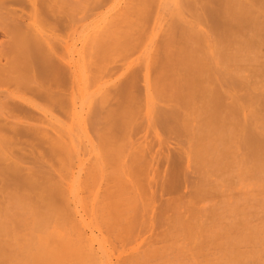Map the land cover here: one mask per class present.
I'll return each instance as SVG.
<instances>
[{"label":"bare ground","instance_id":"1","mask_svg":"<svg viewBox=\"0 0 264 264\" xmlns=\"http://www.w3.org/2000/svg\"><path fill=\"white\" fill-rule=\"evenodd\" d=\"M0 36V264H113L106 240L92 229L99 169L120 167L102 191L108 216L101 221L120 239L137 211L130 206L135 199L152 211L158 191L180 185L182 156L170 140L188 138L190 115L201 114L191 151L198 163L220 172L238 162L240 173L246 168L264 178V106L247 118L256 99L249 88L227 104L213 83V65L207 70L201 57L212 38L222 64L234 71L224 89L241 88L245 81L235 71L259 59L264 48V0H0ZM174 70L186 76L180 80ZM93 114L104 120L96 141ZM142 130L150 131L149 141L137 137ZM238 150L243 166L235 159ZM244 176L245 184L250 177ZM182 219L174 220L178 228L188 223ZM246 223L220 263L202 253L217 237L207 241L202 228L199 237L205 233L206 241L195 246L197 260L188 264H264V248L238 250L261 242L259 230ZM189 228L187 244H194L197 231ZM155 258L148 247L120 264Z\"/></svg>","mask_w":264,"mask_h":264},{"label":"rangeland","instance_id":"2","mask_svg":"<svg viewBox=\"0 0 264 264\" xmlns=\"http://www.w3.org/2000/svg\"><path fill=\"white\" fill-rule=\"evenodd\" d=\"M2 39H3L2 36H0V41ZM212 40L213 39L211 38V40H210L211 50L208 53H204L203 54L204 56L201 54L202 55L201 57H203L206 60H209V58L212 59V61L209 60L210 62L209 61L206 62V60H205V63L207 65H209V66L206 65L207 70H208V68H212V67H213V70L215 69L214 72H213V70H212V72H210L211 76H212V80H214V82L213 81L212 82L217 83L218 85L216 84V86H220L219 88L222 87L220 90H222L221 91L222 93H225L224 94L225 97L226 96L230 97L229 100H228V97H226L227 98L226 99L227 104L230 101L232 102L234 94L236 97H242L243 95L245 96V93H247L249 91V89H251V93H253V95L252 94H250V95L252 97L256 95V97H254L256 99H254L255 102L252 105L254 110L252 109V110H249V112H247V118H250L249 114H252L255 111L257 112V110H256L257 107H255V106H259V105L264 106V97L262 98V94L264 96V91H263L264 90V85H263L264 84V67L260 66V65L264 66V64H262L264 62V54H263L264 48H261V51H260L261 54L258 57L259 59H256L250 63L248 62V64H246V63L240 64V66L243 65V68L240 67V71L239 72L235 71V74H236L237 78H240L239 81L241 83H243L244 81L245 82L243 84H241L242 85L241 88L240 87L237 88L238 90L237 89L232 90V88L229 87L230 85L227 83L230 79V76L234 74L233 70H235V69H233L232 70L233 72H231V70L227 69V66L224 67V64H222L223 62H221L220 58L218 57L219 52L217 50L219 49L218 48L219 45L216 43L217 44V46H216L214 40L213 41ZM190 43L193 44V42H190ZM190 43H189V46H192V44H190ZM193 47H194V44H193ZM212 48H213V50H212ZM216 52H218L216 54V56L213 55ZM207 54H208V56H207ZM205 56L208 58H206ZM214 57H215V59H213ZM217 61H219V62H217ZM220 62H221V64H219ZM208 63H210V64H208ZM210 65L211 66L213 65V66L210 67ZM244 65H245V67H244ZM173 67H174L173 69H175V67L177 69L179 66L177 67L176 65H174ZM181 67H183L182 64H180L179 69ZM225 68L227 70H225ZM183 69H185V66L183 67ZM183 69L181 70V73L186 72V70H185V72H182ZM241 69H242V72H241ZM237 70H239V68ZM252 70H254V71H252ZM179 71L180 70H178V73H179ZM248 71H250L251 73ZM175 72L177 73V71H175ZM218 72H219V74H218ZM178 73L176 75H178ZM181 73H179V76H177L180 78V80L183 79V76L184 77L186 76V75L182 74V79H181V77H180ZM187 73L188 72H186L185 74H187ZM252 73H253V75H252ZM246 80H247V84H246ZM253 81H255V82H253ZM222 83L223 84L226 83V85H229L228 86L229 88L227 87L228 89L225 90L226 88L224 89V87H226V85L224 84L225 85L224 86ZM254 83H256V85ZM210 85H211V87L210 86L207 87V84H206L205 88L210 90L213 87L212 84H210ZM243 85L246 87H244ZM261 85H262V87H261ZM255 87L257 90L255 89ZM234 90H236V91H234ZM249 92H248V94H249ZM237 95H239V96H237ZM256 100H258V102ZM198 102L199 103L196 106H199L200 101H198ZM204 102L205 101H203L201 103L203 104ZM159 106L165 107L162 103H158L157 107H159ZM200 106H201V104H200ZM261 108H262L261 109V111H262L261 115H263L264 110H263V107H261ZM257 109H259V107ZM197 113H198V110H197ZM194 115H196L195 116L196 118L194 117ZM194 115H190V116L186 117L190 122L193 121L192 124L190 123L192 125V128L190 125V128H191L190 133L191 134H189V136H191V141H190V137L187 134H185V135H187L188 138H185L186 136L183 138L182 136H184V134H182V136L179 135L181 138H179V136L174 138V136H173L174 139L170 140V142L172 143L170 147L177 149V151L182 156L181 165L183 167V169H182L183 173L181 172V175L179 178V181H180V179H181V181H180V185H178V187H177L178 190L177 189H176V191L173 190L171 193L169 192L170 194L167 193L166 191H158L157 196H159V197H157L158 200L155 201V204H154L155 206H154L152 211H150L149 207H148V209H143L141 207L139 208L141 201H140V199H137V200L135 199L136 204L130 205V206H135L134 208H136L137 211H136V213L131 214V215H134L133 221L130 224L125 226L126 230L122 233V235H120L121 236L120 239L114 240L113 237L111 236L112 233L109 232L107 230V228L102 224V223H104L105 217L108 216L107 215L108 212L104 210L105 202L102 200V195H103L102 191L105 190L106 188L111 187L114 184L111 181V179L120 167H118L112 163H109L107 165L102 166L99 169L100 175L98 176V178H100L99 182H100L101 188L99 189L98 199L94 202V219H93L92 229L94 230L95 236H97L100 239L106 240V249H107L109 254L113 255V264H120V261L123 260L124 258H126L127 256H137V254L142 255L144 253V250L147 249L148 247L151 250L152 249L155 250L157 252V256L159 257V258H155L156 260L152 261L151 264H169L167 262L168 260H172V261L178 260V261H180V263L178 261H176V262H178V264L192 263V262L197 260V258H196L197 250L195 251V249H197V247L199 245H202L200 243L205 238L207 239L213 234L217 237L211 236L212 238L210 237V239H212V241L207 239V241H210V242L204 243V245H203L204 250L202 253L208 255L209 258L212 259V261L215 260L213 262H216V259H219L218 260V262H219L224 257L226 258L227 251H229L231 248L230 247L231 244L229 246V243L234 242L237 238V236H236L234 241H233L234 236L238 235L241 231H245L244 230L245 228L243 225L244 222L248 223V224L246 223L248 226L246 224H245V226L257 228V230H259L261 242L256 243V244L247 245L244 247L239 245L240 248L238 247V250L240 252L249 254L250 252H253V250L255 251L257 249L264 248V190L262 189L264 187V184H263L264 178L262 177L263 178L262 179V178H259L257 176L259 178V180L255 179V176L253 177L252 173L246 171V168H245V171L240 173V171H241L240 169L242 168V170H243V167H241V166L238 167V164H237L238 162L235 165H232L233 169L230 168V170H229V168L228 169L225 168L224 170H220V172H219V170L216 171L215 169H213L211 167H210L211 168L210 169L209 166L207 167V165L202 166V164L200 162H199L200 163L199 164L198 163L199 160L196 158V156L195 157L193 156L194 152L191 153V151H193L192 148L194 149V147H195V141H192L195 139H192V138H194L195 135H197L195 133V131H197V133H198V131H199L198 129H200L199 126L201 127V125H200L201 121H200V124L198 123L200 119L197 120V118L201 114L199 116H197V114H194ZM90 118H92V125H93L92 135H93L94 141H96V135L100 134V132L104 126V120L102 117H97L93 120L94 114L92 116H90ZM201 120H202V118H201ZM247 120H249V119H247ZM194 128H195V131H193ZM149 132L150 131L145 132V130H142L137 137H141L142 139L144 137H147L146 140L149 141L150 138L152 137V135H150ZM192 142L194 144H192ZM237 152L238 153L237 154L235 153V155H238V156H235V159H236V157H237L236 161L240 159L239 165H242L241 159H242L243 153H241L242 152L241 150H238ZM191 154H192V156H191ZM92 159L93 158H90L87 161L88 167H91V165H93ZM235 159L233 158V161H235ZM157 161H158V163H156V165L159 164V160H157ZM235 162H233V163H235ZM196 163H198V164H196ZM198 165H200L201 167ZM160 166H162V165L159 164V166H158L159 172L161 174ZM204 167H206V168H204ZM200 168H201V171H200ZM197 169H199V170H197ZM212 169L214 170L215 173L212 172ZM163 170H164V167H163ZM209 171L211 173H209ZM198 172H199V174H198ZM239 173L241 175H243L242 178L239 177L240 176ZM247 173H248V176H247ZM244 175H246L248 178L250 177V179L252 176V179H254L255 182L252 183L253 182V180H252L251 181L252 185H250V183L247 182L250 180L249 179V180H245L246 181L245 184L242 183V181L246 178ZM260 179L263 180V182H261ZM256 180H258L257 181L258 183L256 182ZM242 186H244L245 189L244 188L242 189ZM254 186H255V188H254ZM202 189H203V191H202ZM154 190H156L155 187H154ZM199 191L200 192L202 191V192L199 193ZM82 192H83L82 196H87V194L84 192V190ZM197 192H198V194H197ZM244 192H246L247 194ZM196 194L197 195L203 194L204 196L200 197L201 196L200 195L198 197ZM126 197H129V195H126ZM196 201L199 202L200 205L197 204ZM140 209H142V211ZM183 209H185V210H183ZM200 209H201V212H200ZM205 209H207V210H205ZM164 210H166L165 213H162V212H164ZM188 211L193 212V214L191 213V216L196 213L195 215L197 217L195 215H194V217L197 218L198 220L195 219L196 221H194V218H192V217H191L192 218V220H191V218L188 216L189 215ZM180 215L182 216L181 218H184L182 220H184V221L187 220L186 222L191 224V225H188V223L186 224L188 228L191 226L190 228H192V230H193V227L195 228V226L197 225L195 228L197 233L195 234L196 241L194 244H189L190 242L187 239V236L185 235L186 233H184L185 229L187 228V227L184 228V226H186V225L181 224L184 221H182V222L180 221V223H179V224H181V227L183 226L182 227V228H184V229H182L183 231L181 230V227L178 228L177 224L174 223V220L176 217L181 219L179 217ZM199 217H200V220L202 219L201 221H199ZM178 220H175V222L176 221L178 222ZM101 221H102V223H101ZM191 222H196V223L194 224ZM193 225H195V226H193ZM247 227H246V230L248 229ZM202 228H203V230H202ZM232 228L233 229L235 228L236 230L233 231ZM195 229L192 232H194ZM204 229L206 230L205 231L206 234H207V231H209V234H207V237L204 236L205 233H202L204 231ZM210 229H211V231H210ZM201 230H202L201 233L203 234L202 236L205 237L204 239L202 238V236L199 237L201 235L199 233ZM229 231H232V232L230 233ZM210 233H212V234H210ZM184 236L186 238H184ZM231 237H233V238H231ZM228 238H230V239H228ZM231 239H232V241H230ZM182 240H184L185 242ZM204 241H206V240H204ZM187 242H189L188 244L191 247L187 244ZM198 243H199V245L197 246ZM182 244H184L183 247H182ZM185 244H186V248L184 247ZM195 246H197V247H195ZM181 251H183V252H181ZM192 252L195 253V256L193 255ZM224 252H226V253H224ZM198 259L200 260L201 258L198 257ZM248 261L251 263L250 260H248ZM141 262H142L141 260H138L137 262H135V264H141ZM176 262H174V264H177Z\"/></svg>","mask_w":264,"mask_h":264}]
</instances>
